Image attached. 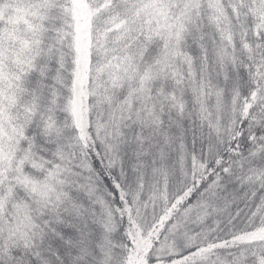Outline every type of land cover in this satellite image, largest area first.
Here are the masks:
<instances>
[{
  "label": "snow or ice",
  "instance_id": "obj_1",
  "mask_svg": "<svg viewBox=\"0 0 264 264\" xmlns=\"http://www.w3.org/2000/svg\"><path fill=\"white\" fill-rule=\"evenodd\" d=\"M0 264H264V0H0Z\"/></svg>",
  "mask_w": 264,
  "mask_h": 264
}]
</instances>
